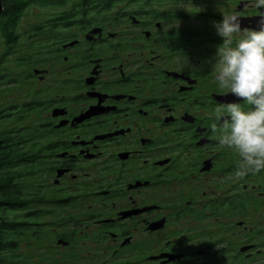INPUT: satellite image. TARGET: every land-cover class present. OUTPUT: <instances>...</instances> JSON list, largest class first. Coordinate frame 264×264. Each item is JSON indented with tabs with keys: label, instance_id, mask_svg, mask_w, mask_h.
<instances>
[{
	"label": "flooded vegetation",
	"instance_id": "obj_1",
	"mask_svg": "<svg viewBox=\"0 0 264 264\" xmlns=\"http://www.w3.org/2000/svg\"><path fill=\"white\" fill-rule=\"evenodd\" d=\"M133 7L119 6L118 22H91L87 53L71 55L69 68L88 69L72 79L76 90L59 88V80L25 93L27 114L46 113L42 190L51 202L91 200V222L111 264H264V183L253 182L264 170L235 178L240 157L210 131L220 125L216 109L227 104L215 96L226 90L216 66L193 60L200 44L210 45L205 52L216 46L215 53L223 38L205 26L162 29L195 17L188 9ZM230 12L264 14L240 0ZM121 24L135 33L118 30ZM51 40L52 49L41 52L65 60L64 50L79 42ZM29 66L27 80L47 82L49 69ZM88 109L90 117L73 121Z\"/></svg>",
	"mask_w": 264,
	"mask_h": 264
},
{
	"label": "rangeland",
	"instance_id": "obj_2",
	"mask_svg": "<svg viewBox=\"0 0 264 264\" xmlns=\"http://www.w3.org/2000/svg\"><path fill=\"white\" fill-rule=\"evenodd\" d=\"M175 1L176 0H160L158 2L156 1L153 6L159 8L161 7V9L172 10H176L177 7L183 8L185 10L188 9V11L195 17L190 18V20L184 19L182 21H172L169 24L164 25L162 29H165L167 26L178 27L183 25H190L195 28L197 26H205L213 32L214 30L216 31L215 27L213 26V22L222 21L220 16H223V14H226L228 10L232 8L235 0H177L178 2H180L179 5L175 4ZM76 4V0H68L62 6H40L35 4L28 6L23 11L20 19L16 24V32L19 34L18 43L12 49H8L5 43V39L0 32V68L5 67L10 72H16L19 76V81L10 84H7L5 83V81L0 80V105H20L22 102H25L27 100V98L25 97L26 92H29L30 94L36 93L40 89L45 88V85L49 84L50 82V84H55V82L59 80H62L59 88H66L67 86L71 85L73 86V89L71 91L77 89V86L73 83L74 78L86 75L88 73V69L85 66H79L78 68L72 69L69 67L70 63L75 59V55L87 53L85 51H87L88 42L84 38V34L87 31L83 28L81 29L78 23H76L77 25H73L71 28L61 25L58 27V29H56L55 32L46 31L45 29L47 28L45 22L52 19V16L67 12ZM121 5L122 4H120L119 6ZM116 8L112 11L111 14L101 13L100 15L95 16L93 13L91 14V16L96 17L100 20L112 21L110 20V17L115 16V14L117 13L115 12L117 11ZM133 8H136V6H134ZM106 17H109V19ZM116 27H120L118 30L122 29L126 32H130L131 34L135 33L134 30L126 29L124 24H121V26L117 25ZM109 29L115 30V27L109 25ZM123 35L125 36V34ZM51 38L55 40L57 38L64 39V41L77 39L79 40V42L78 44H73V41V46H70L69 48L64 50V54L69 57L65 60L62 59V57L56 58L52 55L53 53L51 55H44L41 52L49 47H51L52 49L53 44ZM200 46L201 50L194 52L195 56L193 57V60L196 62V59L198 57L205 58L207 67L209 69H215V66L217 68V61L219 59V57L217 56V51H215V53H212L214 47L216 46L211 47V52H205L206 50H208V47H210V45L200 44ZM71 55L74 59L71 57ZM205 55H207V58L205 57ZM20 57L21 59L19 60V62L18 58ZM36 61L39 62V67L50 70L49 74H47V82H40L39 80H37V78L31 79L32 81H29L27 80L28 78L25 77L27 75V71H31L29 63ZM212 62L213 65L211 64ZM68 79L71 81H69ZM65 80L67 82H63ZM40 113L41 112L32 113L31 115L25 113L22 117V120L19 121L16 119V115H12L10 117L2 119L0 126H14V123L16 121L17 124L31 123L35 126H38L46 114L44 113V111L41 114ZM38 179H41L40 184H42L43 178L38 177ZM35 180H37V178ZM254 180L255 181L253 182L264 183V174L261 176H257V179L254 178ZM48 205L53 207V210L51 211V213H47L44 216H41L40 220L51 223L50 227L54 226V222L60 223L66 220L67 216H77L75 224H77V229H79L80 232L77 234L74 243L66 246L60 244L58 245L56 243V240L53 239L50 245H47L43 248H30L22 245L19 250L11 254L16 255V257L12 259L22 261L24 260L26 262L28 261L29 264H58L70 262H73V264H111L113 262V259L112 261L109 259L110 254L107 252V248L105 247V240L100 239L98 237V234H96L95 229L98 230L97 225L91 222V200L87 196H80L75 202L64 206H55L51 203ZM96 206L97 205H93L94 208L103 210V206ZM38 207L41 208L42 206ZM23 212L14 211L13 214H16L17 217H21ZM26 212L28 211H25V213ZM96 218L98 219V217ZM185 222L186 221L182 220L180 223L184 225ZM65 223V225H63L62 227H57V229H70V225H73V221H68ZM71 254L78 255L77 257L69 259V256ZM25 257H27L28 259H25Z\"/></svg>",
	"mask_w": 264,
	"mask_h": 264
},
{
	"label": "trees",
	"instance_id": "obj_3",
	"mask_svg": "<svg viewBox=\"0 0 264 264\" xmlns=\"http://www.w3.org/2000/svg\"><path fill=\"white\" fill-rule=\"evenodd\" d=\"M67 1L1 0L4 8L0 14V32L5 39L8 49L14 48L18 43L19 34L16 32V24L28 6L32 4L62 6ZM156 1L76 0L77 4L73 8L67 12L56 14L52 16V19L46 21L47 28L45 29L46 31L55 32L61 25L71 28L78 23L81 29L87 30L92 21H100V19L91 16L93 13L95 16L101 13L111 14L120 4L150 9ZM116 10L115 16L110 17V20L113 22L123 19V14L119 12L118 8ZM106 18L109 19V17ZM20 59L21 57L18 58V61ZM28 72L29 70L25 77L29 76ZM0 80L5 81L7 84L14 83L19 81V76L16 72H10L7 68L2 67L0 68ZM28 105L29 103L26 102H22L20 105H0V123L2 119L12 115H16L18 121L22 120ZM40 127L31 123L17 124V121L14 123V126H0V264H29L28 261L12 259L16 255L11 254L19 250L22 245L30 248L46 247L51 244L53 239L56 240L57 244L58 240L61 239L67 241V245H70L74 243L77 234L80 232L77 229V224H75L77 216H74V218L73 216H67L66 220L60 223L54 222L53 227H50L51 223L40 220L41 216L51 213L53 210V207L48 204L51 203L55 206L70 204V201L66 200L51 202L49 197L52 194H46L45 190H42L41 179H38V177H44V167L40 156ZM36 178L38 181L35 180ZM14 211H24L23 217H17L16 214H13ZM25 211L28 212L25 213ZM68 221H73L70 229H57V227H62ZM98 237L100 238L99 235ZM77 255L71 254L69 259L77 257ZM25 259L28 258L25 257ZM58 264H73V262Z\"/></svg>",
	"mask_w": 264,
	"mask_h": 264
},
{
	"label": "clouds",
	"instance_id": "obj_4",
	"mask_svg": "<svg viewBox=\"0 0 264 264\" xmlns=\"http://www.w3.org/2000/svg\"><path fill=\"white\" fill-rule=\"evenodd\" d=\"M244 7L264 9V0H240ZM237 12L223 14L220 22H213L223 44L217 49L219 57L215 80L224 95H233L241 103L221 105L215 117L220 122L211 125L213 134L219 132L218 143L233 149L238 161L235 178L256 174L264 170V14L259 17V29L241 28ZM235 46H233L234 39ZM223 118V120L221 119Z\"/></svg>",
	"mask_w": 264,
	"mask_h": 264
},
{
	"label": "water",
	"instance_id": "obj_5",
	"mask_svg": "<svg viewBox=\"0 0 264 264\" xmlns=\"http://www.w3.org/2000/svg\"><path fill=\"white\" fill-rule=\"evenodd\" d=\"M3 4L0 0V14L3 11ZM259 18L258 19H252V18H241V28H252V29H259ZM96 30H92V32H95ZM73 42L69 43L72 44ZM218 100L225 102V103H235L237 101H239L240 99H238L237 97L229 94V95H216L215 96ZM57 113V110L54 111V114ZM91 116V109L86 110L85 112L81 113L80 115H78L77 117H75L73 119V121L76 122H80L88 117ZM154 224V223H153ZM161 224V223H160ZM160 224H154L151 226V228H155V226L157 227ZM67 241H63L61 239L58 240V244H62V245H67Z\"/></svg>",
	"mask_w": 264,
	"mask_h": 264
}]
</instances>
